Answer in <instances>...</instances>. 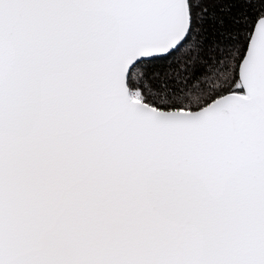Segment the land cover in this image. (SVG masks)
I'll return each mask as SVG.
<instances>
[{
	"label": "snow or ice",
	"instance_id": "snow-or-ice-1",
	"mask_svg": "<svg viewBox=\"0 0 264 264\" xmlns=\"http://www.w3.org/2000/svg\"><path fill=\"white\" fill-rule=\"evenodd\" d=\"M0 264H264V0H0Z\"/></svg>",
	"mask_w": 264,
	"mask_h": 264
}]
</instances>
